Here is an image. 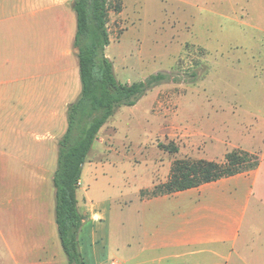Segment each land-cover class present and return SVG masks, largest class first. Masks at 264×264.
<instances>
[{"label":"rangeland","instance_id":"1","mask_svg":"<svg viewBox=\"0 0 264 264\" xmlns=\"http://www.w3.org/2000/svg\"><path fill=\"white\" fill-rule=\"evenodd\" d=\"M120 2L116 11L114 5ZM108 27L106 55L120 82L143 81L159 71L172 77L134 106L120 107L100 129L84 164L97 168L80 181L78 206L88 218L108 211L106 257L113 258L116 246L130 240L136 210L144 207L141 192L147 195L153 182L167 179L176 158L222 162L235 148L256 153L259 166L243 174L252 175L254 182L233 179L221 183V190L244 195L252 189L248 218L262 227L264 0H112ZM194 71L199 73L196 80L190 76ZM169 145L178 152L166 149ZM56 156L48 167L0 168L2 182L8 178L0 193H8L10 220L16 223L19 207L26 226L36 220L45 251L59 246L53 184L58 151ZM90 175L97 181L86 182ZM89 184L92 197L86 194ZM185 197L170 198L164 206H189ZM29 235L26 229L25 237Z\"/></svg>","mask_w":264,"mask_h":264},{"label":"crops","instance_id":"2","mask_svg":"<svg viewBox=\"0 0 264 264\" xmlns=\"http://www.w3.org/2000/svg\"><path fill=\"white\" fill-rule=\"evenodd\" d=\"M73 1L0 0V168H42L56 162L58 142L68 127V105L81 92ZM93 168L97 165H84L81 181ZM243 174L141 197L144 207L136 210L130 240L116 246L113 258L106 257L108 211L86 217L80 234L86 264H264V225L250 224L248 218L252 189L244 195L221 190V183L233 179L254 182L252 175ZM5 179L0 177V184L6 185ZM95 181L91 175L86 180ZM89 185L86 194L92 197ZM180 196H186L189 206H164ZM8 198L0 193V264H68L60 238L58 249L45 251L39 223L26 226L21 207L13 224ZM26 229L32 232L27 238Z\"/></svg>","mask_w":264,"mask_h":264},{"label":"trees","instance_id":"3","mask_svg":"<svg viewBox=\"0 0 264 264\" xmlns=\"http://www.w3.org/2000/svg\"><path fill=\"white\" fill-rule=\"evenodd\" d=\"M111 7L112 0L73 1L77 18L74 46L78 51L81 92L68 105V127L58 142V163L53 176L55 220L68 264H86L79 241L86 216L79 210L77 190L100 129L120 107L134 106L149 90L172 77L167 71H159L139 82L122 83L117 79L113 62L106 55L110 44ZM114 8L120 11L121 2ZM198 75V71L190 74L192 80ZM166 149L178 152L175 145L166 146ZM259 164L256 153L241 148L227 152L222 162L176 158L167 180L154 185L147 195L141 192V197L152 198L195 188L251 171Z\"/></svg>","mask_w":264,"mask_h":264}]
</instances>
